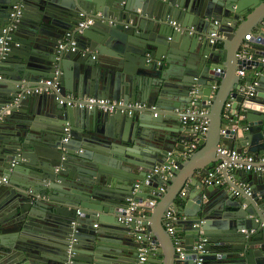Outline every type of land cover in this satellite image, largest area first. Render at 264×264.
<instances>
[{"label": "water", "instance_id": "water-1", "mask_svg": "<svg viewBox=\"0 0 264 264\" xmlns=\"http://www.w3.org/2000/svg\"><path fill=\"white\" fill-rule=\"evenodd\" d=\"M50 78L78 97L146 106L61 104L36 91ZM190 107L207 109L206 134L183 125ZM195 139L202 148L185 159ZM219 145L253 153L257 168L227 166L223 181H206L212 163L232 162ZM261 159L264 0H0V264H138L141 248L144 264H264ZM172 161L179 167L145 181ZM132 200L140 212L127 222Z\"/></svg>", "mask_w": 264, "mask_h": 264}, {"label": "built area", "instance_id": "built-area-1", "mask_svg": "<svg viewBox=\"0 0 264 264\" xmlns=\"http://www.w3.org/2000/svg\"><path fill=\"white\" fill-rule=\"evenodd\" d=\"M16 9L14 12L11 14L13 18H16L18 15L21 14V7L20 6H15ZM217 22V21H216ZM93 23L92 18H86L80 21L79 23V29L84 28L89 26L90 24ZM175 23V22H174ZM73 33L68 32L66 35L67 40H71L70 38L72 37ZM212 41H216L219 37V32L217 30H214L211 33ZM8 38V37H7ZM1 41L4 42V38H1ZM71 44L74 46L75 42L71 41ZM61 48H65V44L60 45ZM75 49V47H73ZM3 50H6L4 47ZM4 55V53H1ZM238 74L241 76L246 75V69H240L238 70ZM258 75V72H256V75ZM36 91H46L48 93H54L57 95L59 102L61 104H66L68 106H78L81 108H88L92 109L95 107L101 108L105 111L109 112H115L117 110H121L122 112H128V113H133L134 109H141L144 108L146 105L142 102H130V101H125L124 99H112V98H106V97H97V96H83V97H78L72 93H65L63 91V88L61 86V83L57 78H50L46 79L43 81L41 86H38L36 88ZM250 94H253L252 92ZM231 108V102H227L225 105V110H224V115L226 116V110ZM207 112V109H197V107H190L188 108L185 113L183 114V117L181 118L182 122L185 125H192L193 129L195 131V134L202 135L205 134L208 131V124H209V119L205 117V114ZM66 131L70 132V126L67 125ZM222 132H225L223 130ZM69 137H64L63 141H68ZM197 140L195 139L194 142L190 143L191 149L190 152H186V156L190 155L192 150L196 147ZM219 153L222 156H230L232 158V162H228L226 159H222L214 169H211L209 172L206 181L210 182L211 180H215L216 182H221L222 178L220 177L223 175V169L225 167H229V170L232 171L235 168H247V169H252L254 167V161H255V156L252 154H243L242 152L238 150H229L225 147L219 146L218 148ZM169 157L173 156V151L168 152ZM264 160V159H263ZM233 161H236L234 163ZM179 167V164L176 163L175 161H172L169 164H159L154 167V169L147 174L145 181L149 182L154 178V176L158 175L159 173L167 172L170 171L171 169H176ZM264 169L263 167H259ZM162 177V183L159 186V192H164L167 187V176L163 175ZM5 179V178H4ZM140 183L136 184V188H138ZM246 191L249 192V188L246 189ZM236 195H239V192L236 191ZM150 203L154 205L156 203V198H151ZM140 212L138 210V203L134 200L131 201L130 206L126 209V217L124 218L127 222H130L133 220V217L135 214ZM142 216H145V214H142ZM177 219V213L174 209H169L166 212L165 215V225L167 227L168 232L174 236L175 243L177 245V251L179 253V258L180 261L184 260L185 258V252L182 251V247L180 245V239L176 235L175 231V221ZM204 246H205V239H202L199 242H196L193 246V250H197L200 254L204 253ZM141 253H140V260L138 264H144L145 260L147 259L146 257V252L144 248H141ZM203 259L199 256L196 259V264H202ZM176 264H181V263H176Z\"/></svg>", "mask_w": 264, "mask_h": 264}, {"label": "crops", "instance_id": "crops-1", "mask_svg": "<svg viewBox=\"0 0 264 264\" xmlns=\"http://www.w3.org/2000/svg\"><path fill=\"white\" fill-rule=\"evenodd\" d=\"M256 72H258V69H256V68H254V69H252L251 71L250 70H247L246 69V75L245 76H250V75H254V76H252L253 77V79L254 80H256L259 76H255L256 75ZM238 74V73H237ZM238 75H240V74H238ZM245 76H243V77H245ZM235 77H238V76H235ZM3 80H5V79H3ZM5 81H8V82H12V80H10V79H7V80H5ZM64 89H65V87H64ZM66 90V89H65ZM231 113V108H229V109H227L226 110V118H228L229 117V114ZM183 125H185L184 123H183ZM208 126H209V124H208ZM207 126V127H208ZM208 129H209V127H208ZM207 133V132H206ZM205 133V134H206ZM197 145H196V147L192 150V152H195V151H197V150H199V149H201L202 148V146L201 145H199L198 144V142L196 143ZM235 150H239L238 148H234ZM243 154H252L253 155V153H250L249 151H246V149L242 152ZM188 156V155H187ZM186 155L184 156V158L186 159V157H187ZM222 159V158H221ZM262 160L263 159H261V161H259V162H262ZM218 163V161L216 162V164ZM211 167V169H214L215 167H213L214 166V164L212 163L211 165H210ZM222 179H223V175H221L220 176ZM159 181H160V183H161V181H162V177L160 176L159 177ZM167 184H168V180H167ZM152 186H149V188H148V190H146V192L147 193H151L152 192ZM186 190V189H185ZM155 193V191H153V194ZM183 193V192H182ZM152 198V197H151ZM158 201V199H156V202ZM156 204V203H155ZM95 226V225H94ZM1 236H3V235H1ZM5 240V239H4Z\"/></svg>", "mask_w": 264, "mask_h": 264}, {"label": "clouds", "instance_id": "clouds-1", "mask_svg": "<svg viewBox=\"0 0 264 264\" xmlns=\"http://www.w3.org/2000/svg\"><path fill=\"white\" fill-rule=\"evenodd\" d=\"M223 130H224V129H223ZM223 130H222V131H223ZM222 134L224 135L225 132H222ZM219 146H221V145H219ZM221 147H222V146H221ZM218 148H219V147H218ZM225 148H226V147H225ZM227 149H228V148H227ZM233 150H234V149H233ZM238 151H239V150H238ZM220 155H221V154H220ZM253 155H254V154H253ZM221 156H222V155H221ZM254 156H255V155H254ZM230 158H231V157H230ZM222 159H224V158H222ZM222 159H221V160H222ZM231 159H232V158H231ZM221 160H220V161H221ZM255 160H256V159H255ZM220 161H219V162H220ZM219 162H218V163H219ZM218 163H217V164H218ZM254 163H255V161H254ZM217 164H216V165H217ZM216 165H215V166H216ZM253 165H254V164H253ZM215 166H214V167H215ZM253 168H257V167H253ZM253 168H252V169H253ZM263 168H264V167H263ZM242 169H243V168H242ZM245 169H247V168H245ZM247 170H250V169H247ZM167 180H169V179H167ZM222 181H223V179H222ZM168 182H169V181H168ZM161 183H162V181H161ZM167 187H168V184H167ZM167 187H166V189H167ZM246 189H248V188H245V192L248 193V194H251L250 189H249V192L246 191ZM158 190H159V188H158ZM165 191H166V190H165ZM165 191H164V192H165ZM164 192H162V193H164ZM235 194H236V192H235ZM152 198H156V199H157V196H154V197H152ZM150 199H151V198H150ZM174 210H175V209H174ZM175 211H176V210H175ZM176 213H177V212H176ZM177 219H178V216H177ZM177 219H176V220H177ZM165 227H166V225H165ZM175 227H176V221H175ZM166 229H167V227H166ZM167 231H168V230H167ZM175 231H176V229H175ZM170 235H171V234H170ZM173 237H174V236H173ZM175 244H176V243H175ZM181 247H182V245H181ZM177 252H178V251H177ZM146 257H147V256H146Z\"/></svg>", "mask_w": 264, "mask_h": 264}]
</instances>
